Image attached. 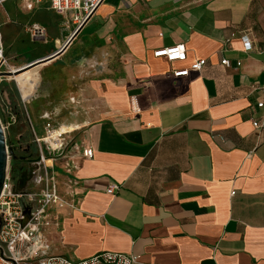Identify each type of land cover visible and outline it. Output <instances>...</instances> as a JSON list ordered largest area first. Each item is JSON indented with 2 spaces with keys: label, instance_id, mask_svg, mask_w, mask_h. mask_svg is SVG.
<instances>
[{
  "label": "crops",
  "instance_id": "obj_1",
  "mask_svg": "<svg viewBox=\"0 0 264 264\" xmlns=\"http://www.w3.org/2000/svg\"><path fill=\"white\" fill-rule=\"evenodd\" d=\"M31 1L8 17L44 27V37L26 34L51 45L46 55L71 33V13ZM47 16L62 24L52 41ZM176 43L184 44L183 61L152 55ZM263 49L264 0H103L63 52L19 75L24 90L40 68L39 117L74 129L54 161L61 204L45 233L46 254L79 259L111 250L136 255L135 264H264V107L255 105ZM199 58L198 71L170 76ZM20 98L13 115L22 105L29 116ZM87 147L92 155L83 157ZM108 185L117 188L107 193Z\"/></svg>",
  "mask_w": 264,
  "mask_h": 264
},
{
  "label": "built area",
  "instance_id": "obj_2",
  "mask_svg": "<svg viewBox=\"0 0 264 264\" xmlns=\"http://www.w3.org/2000/svg\"><path fill=\"white\" fill-rule=\"evenodd\" d=\"M27 7L32 6L31 0H25ZM103 0H33L35 3L46 2L57 14L70 12L72 30L84 24L95 8ZM1 2V1H0ZM0 21V73L6 64L5 44L1 31ZM67 23L63 28H67ZM32 37H44L45 29L38 23L26 27ZM71 30V31H72ZM242 48L249 50L251 43L247 37H241ZM59 48V47H58ZM264 51V49H263ZM154 57H162L166 61H183L185 47L183 43H176L156 48L152 51ZM205 63L199 58L192 61L187 67L173 69L171 77L186 76L189 71H198ZM220 63L228 65V60L220 59ZM238 63V62H237ZM12 71V70H11ZM131 111L136 112L135 101H130ZM256 107H264V91L256 100ZM33 142L37 145L35 160L39 166V175L29 182L39 184V190L28 189V184L22 190L15 188L16 180L11 177L10 165L6 169L3 186L0 192V264H135L137 256L119 251L101 250L88 257L72 259L60 254H46V230L53 222L52 210L61 204V197L56 190V174L54 161L59 157L71 142L67 135L74 129L60 132L50 120L44 123V133L37 136L32 128ZM1 121V120H0ZM264 122V121H263ZM2 124V122H1ZM253 126H258L257 121H251ZM5 131V127L2 124ZM74 146V143H71ZM83 157L92 155L91 148L81 151ZM115 185H108L107 193H113Z\"/></svg>",
  "mask_w": 264,
  "mask_h": 264
},
{
  "label": "rangeland",
  "instance_id": "obj_3",
  "mask_svg": "<svg viewBox=\"0 0 264 264\" xmlns=\"http://www.w3.org/2000/svg\"><path fill=\"white\" fill-rule=\"evenodd\" d=\"M17 4L19 5L20 9H24L23 12H27V4L24 0H5L4 3L0 2V21L2 24L1 31L5 43L6 58V64L1 68L2 72L11 71L12 68H19L20 66H23L26 63L30 62L31 59L35 56L44 54V52L51 48L50 44L46 45L45 43L39 41L30 40L29 36L26 34L28 33L26 30V27L28 26L27 24L23 26V23L19 25L11 23V20L8 15L13 14L14 12L16 13L15 5ZM35 12L36 10L33 11L31 15H35ZM35 16L37 17L39 15L37 14ZM46 18L47 22H45V24L48 28L46 39L49 40L51 37L59 35V29L62 28V24L61 26H59L58 24L56 25V22H53L54 18L51 16H47ZM68 28L70 27L68 26L67 29ZM71 30L72 29H70V31ZM65 38L66 37H62V41H64ZM52 40L53 39H50V41ZM56 48L57 47H55L54 50H56ZM21 81L22 80H20L19 82L21 83ZM40 93V68H38V73L35 75L34 85L24 90L19 89L17 83L13 78L0 74V120L4 126H7L5 127L6 140L11 141L12 139V141L14 142L16 139L19 138V132L22 133L23 136L20 139V147L17 148L20 152L27 151L29 153H32V157H35L38 151L37 145L32 140L33 133L28 118L30 117L33 131L37 136H41L44 133L45 120L39 117V114L35 108V105L37 106V108H39L38 106L41 105L39 103ZM21 95L23 98H25L24 102L29 108V116L24 110V106L21 105L20 116L14 117L12 112L14 108L13 103H15L16 101H20ZM17 144L18 143H16V146ZM10 160L11 158L8 162L9 165ZM53 170L56 173L60 172V170L55 167V165ZM40 187L41 186L39 184L30 182L27 188L31 190H39Z\"/></svg>",
  "mask_w": 264,
  "mask_h": 264
},
{
  "label": "water",
  "instance_id": "obj_4",
  "mask_svg": "<svg viewBox=\"0 0 264 264\" xmlns=\"http://www.w3.org/2000/svg\"><path fill=\"white\" fill-rule=\"evenodd\" d=\"M82 25L79 26L78 28H75L74 30H72L71 33L63 41L61 46L59 48H56V50H54L53 52H51L45 56L33 59L30 62L26 63L25 65L17 68L15 71H4V72H1L0 74L10 77L13 74H17L18 72H21L23 70H28L30 68H33L35 66H38L40 64H43V63H46V62L52 60L54 57H56L58 54H60L61 52L64 51V49L70 43L71 39L80 30ZM10 158L16 159L17 157L13 154L12 149L7 144L6 134H5V131H4L2 124H1V121H0V192H1V189L3 186L4 178L6 175V169H7L8 162H9ZM31 172H32V169L30 168L29 171H23L20 174V177L16 180V184H15V188L17 190H22L26 187L27 182L30 179Z\"/></svg>",
  "mask_w": 264,
  "mask_h": 264
},
{
  "label": "flooded vegetation",
  "instance_id": "obj_5",
  "mask_svg": "<svg viewBox=\"0 0 264 264\" xmlns=\"http://www.w3.org/2000/svg\"><path fill=\"white\" fill-rule=\"evenodd\" d=\"M15 153L19 158L18 163V170L22 173L23 171H29L30 168L32 169L30 179L28 180L27 184H29L32 178H35L39 175V166L34 157H32V153L27 151L20 152L18 149H15Z\"/></svg>",
  "mask_w": 264,
  "mask_h": 264
},
{
  "label": "trees",
  "instance_id": "obj_6",
  "mask_svg": "<svg viewBox=\"0 0 264 264\" xmlns=\"http://www.w3.org/2000/svg\"><path fill=\"white\" fill-rule=\"evenodd\" d=\"M44 54H41L39 56H35L34 58H32L31 60L35 59V58H38V57H42ZM23 134L19 132V138L16 139L14 142L15 143H18L17 146L16 144L12 141H7V144L8 146L12 149L13 151V154L17 157L16 159H13L11 158L10 160V174H11V177L14 179V180H17L19 177H20V174L21 172L18 170V163L17 161H19V156H17V154L15 153V149H18L17 147H20V139L22 138ZM26 150V149H25Z\"/></svg>",
  "mask_w": 264,
  "mask_h": 264
},
{
  "label": "bare ground",
  "instance_id": "obj_7",
  "mask_svg": "<svg viewBox=\"0 0 264 264\" xmlns=\"http://www.w3.org/2000/svg\"><path fill=\"white\" fill-rule=\"evenodd\" d=\"M45 63H43V64H40V65H38V66H35V67H33V68H30V69H28V70H23V71H21V72H18L17 74H13L12 76H10L11 78H13L14 80H15V82L18 84V82L20 81V80H22L23 79V77L21 78V79H18V77H19V75H21V74H25L27 71H29V70H31V69H34V68H37V67H39V66H41V65H44ZM17 68H12V71H15ZM19 87V86H18ZM20 89V88H19ZM21 90V89H20ZM72 129V126L70 125V126H60L59 127V130L58 131H60V132H65V131H69V130H71Z\"/></svg>",
  "mask_w": 264,
  "mask_h": 264
}]
</instances>
